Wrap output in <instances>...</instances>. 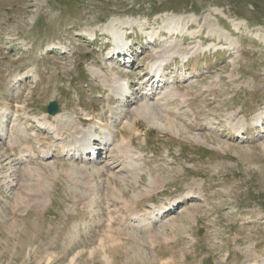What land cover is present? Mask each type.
Here are the masks:
<instances>
[{
	"label": "rangeland",
	"instance_id": "374dc122",
	"mask_svg": "<svg viewBox=\"0 0 264 264\" xmlns=\"http://www.w3.org/2000/svg\"><path fill=\"white\" fill-rule=\"evenodd\" d=\"M0 111V264H264V0H0Z\"/></svg>",
	"mask_w": 264,
	"mask_h": 264
},
{
	"label": "bare ground",
	"instance_id": "6f19581e",
	"mask_svg": "<svg viewBox=\"0 0 264 264\" xmlns=\"http://www.w3.org/2000/svg\"><path fill=\"white\" fill-rule=\"evenodd\" d=\"M171 23L172 24L167 28V30H169L170 32H176V31L180 30L179 29L180 28V24L177 21V19H175V18L172 19ZM180 31H182V29ZM112 34H113V37H116L119 40L120 44H124L123 40H124V36L125 35L121 34L120 31L117 30V29L112 30ZM164 46H165V48L163 47V50H164L163 54L159 55L158 58L151 63L152 64L151 68L154 71V76H156V74H158V75L160 74L159 72H160V70H162L161 68L173 56L181 55L183 58H186V60H188V57H189V53L190 52L187 51V52H183L182 53L180 50H178L176 48V44L171 39L170 40H166ZM112 79H113V81L115 83H117V85L115 86V89H113L114 90L113 92H115L116 95L119 98L125 99V97H127L129 95V91H128L129 89L125 88V86L121 83V81L118 79L116 74H114L112 76ZM116 88H118V90ZM135 98H137V97L135 96ZM137 99L140 100V110H139V112H147V111L150 110V108H152V103L149 102L147 93L144 92V98L138 97ZM183 99H186L185 95H183ZM154 104H161L159 98H158V100H156V102H154ZM7 114H8L7 111H0V116L1 117L5 118ZM52 116H53L54 120L58 121V123L63 124L62 122L64 121L65 117H64L62 112H60L59 114H56V115H52ZM256 117H257V119H259L260 116H256ZM73 123H74V126H75L76 122H73ZM41 125L44 126V127H47L49 131H56V133L58 135H61V136L63 135V130H61L58 127V125H56L55 122H53L52 119L49 116H47V115H46V117L44 116V121L41 122ZM4 126H5V124H4L3 120H0V133L4 132V128H3ZM63 128H65V127H63ZM76 128H78L77 125L73 128L74 130L72 131V133L75 134V135H76V133H78V131H75ZM104 132L107 133V132H109V130L107 131V129H105ZM82 134H83L82 138L81 137H77L76 139L73 138L72 140L68 141L69 142L68 144L63 145V150H64V152L66 154L67 153H76V154L80 153L82 158H85L84 155L86 154V152L91 151V153H94V154L95 153L96 154L99 153V149L101 147L99 148V147L96 146L97 145L96 144L97 143V139L95 138L96 135L94 134L92 129H90V128L89 129H84V130H82ZM107 139H111V136L110 137L108 136ZM124 143L128 145V141H126ZM12 144H13V142L11 141V145ZM130 147H131V145L130 146L128 145V148H127L128 149V153H131L130 156H132L133 159H135V162H138L136 160L139 159L140 154L138 152H136L133 148H130ZM29 154H32V150L31 149H29ZM49 154H50V150L42 151V157L48 158L50 156ZM134 157H136V158H134ZM21 159H22V157H20L19 161ZM89 159L93 160L94 157H90ZM85 169H86V167H85ZM40 200L44 201L45 203H47L48 195L47 194L44 195L43 199H40ZM176 201L177 200H173V202L171 204H174ZM123 218H125V214L124 213H122V215H120V219H123ZM134 218L136 220L141 219V214L140 213L134 214Z\"/></svg>",
	"mask_w": 264,
	"mask_h": 264
},
{
	"label": "water",
	"instance_id": "95a60500",
	"mask_svg": "<svg viewBox=\"0 0 264 264\" xmlns=\"http://www.w3.org/2000/svg\"><path fill=\"white\" fill-rule=\"evenodd\" d=\"M59 112V104L57 101H51L48 105V113L55 115Z\"/></svg>",
	"mask_w": 264,
	"mask_h": 264
}]
</instances>
